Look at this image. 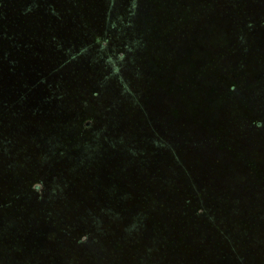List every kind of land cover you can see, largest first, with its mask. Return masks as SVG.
I'll return each mask as SVG.
<instances>
[{
  "label": "trees",
  "instance_id": "obj_1",
  "mask_svg": "<svg viewBox=\"0 0 264 264\" xmlns=\"http://www.w3.org/2000/svg\"><path fill=\"white\" fill-rule=\"evenodd\" d=\"M245 1L210 51L214 24L194 41L160 0H0V264H264V3Z\"/></svg>",
  "mask_w": 264,
  "mask_h": 264
},
{
  "label": "rangeland",
  "instance_id": "obj_2",
  "mask_svg": "<svg viewBox=\"0 0 264 264\" xmlns=\"http://www.w3.org/2000/svg\"><path fill=\"white\" fill-rule=\"evenodd\" d=\"M250 1V0H248ZM169 2H172V8L169 6ZM160 4L150 7L151 11L156 15V17L161 20L162 22L166 23L169 22L171 26H173V30L179 29L181 27H186L187 29L195 30L196 33H199L196 35L193 31V40L196 41V36H199L201 32L207 31L208 24H214L215 27H213L207 34L209 36L208 40H206V49L210 51H218L221 48L222 44H215V46L212 45V38L210 36L212 35H222L228 29H232L234 22H237L240 24L241 20L238 17V13L241 11H237L239 7H237L240 3V6H242L244 3H246L245 0H160ZM264 3V0H253L251 3L245 5L244 10H253L255 11L256 6H262ZM228 4V5H226ZM224 13V14H222ZM209 18H212L211 20H208ZM229 18V19H227ZM227 22V24H225ZM235 26V25H234ZM237 27V26H236ZM221 41H219L220 43ZM197 42H195L196 44ZM215 47V48H214ZM260 49H264L263 43H259L257 45ZM184 55L182 54V51H180L177 54V58L182 59ZM260 60L256 59L255 57L251 62L244 63L245 66L251 67L254 69V74L258 73V65L260 64ZM225 74V73H224ZM221 77V81H223L225 75ZM171 96H174V93H171ZM211 103V100H210ZM226 112V111H225ZM186 114V113H185ZM188 117L190 115L186 114ZM229 115V114H228ZM227 115V116H228ZM186 122V124H192L191 120H183L182 123ZM168 124V122L161 123V131L162 133L165 132L166 127L165 125ZM178 123L175 125L177 129H179ZM170 127V126H169ZM194 132L196 133V137L203 138L205 133L200 128L194 129ZM260 142L264 143V137L261 139ZM256 150L258 161L262 157H264V149L260 150L259 148H254ZM252 150V152L254 151ZM213 151V148H204L202 151V155H204V158L209 157ZM248 153V151H246ZM189 154H192V151L189 152ZM248 171V170H247ZM246 173V172H245ZM255 231V230H253Z\"/></svg>",
  "mask_w": 264,
  "mask_h": 264
}]
</instances>
